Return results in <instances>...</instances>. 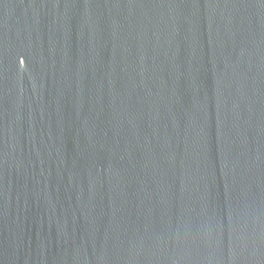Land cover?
I'll list each match as a JSON object with an SVG mask.
<instances>
[{
	"label": "water",
	"instance_id": "water-1",
	"mask_svg": "<svg viewBox=\"0 0 264 264\" xmlns=\"http://www.w3.org/2000/svg\"><path fill=\"white\" fill-rule=\"evenodd\" d=\"M37 264H264V0H0Z\"/></svg>",
	"mask_w": 264,
	"mask_h": 264
}]
</instances>
